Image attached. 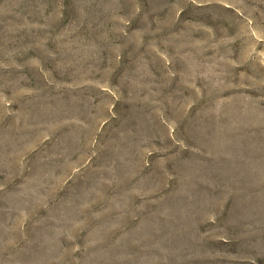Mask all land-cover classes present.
<instances>
[{
  "label": "rangeland",
  "instance_id": "obj_1",
  "mask_svg": "<svg viewBox=\"0 0 264 264\" xmlns=\"http://www.w3.org/2000/svg\"><path fill=\"white\" fill-rule=\"evenodd\" d=\"M0 264H264V0H0Z\"/></svg>",
  "mask_w": 264,
  "mask_h": 264
}]
</instances>
